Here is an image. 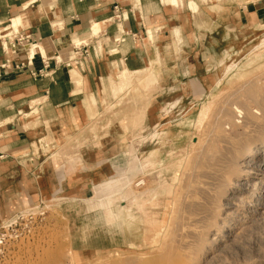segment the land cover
<instances>
[{"label":"rangeland","instance_id":"rangeland-1","mask_svg":"<svg viewBox=\"0 0 264 264\" xmlns=\"http://www.w3.org/2000/svg\"><path fill=\"white\" fill-rule=\"evenodd\" d=\"M169 5L198 12L194 0ZM125 70L102 83L98 106L90 97L79 109L81 126L36 143L35 163L12 176L0 195V264H264V173L242 170L223 194L213 170L218 140L264 103V25L220 28Z\"/></svg>","mask_w":264,"mask_h":264},{"label":"crops","instance_id":"crops-1","mask_svg":"<svg viewBox=\"0 0 264 264\" xmlns=\"http://www.w3.org/2000/svg\"><path fill=\"white\" fill-rule=\"evenodd\" d=\"M194 1L195 14L168 0H0V35L23 38L8 42V51L0 41V64H24L0 77V195L12 189L13 175L35 163L36 143L81 126L79 109L90 97L98 106L102 83L116 71H143L163 53L176 52L174 45H203L220 28L264 25V0ZM92 25L98 26L95 36ZM76 43L87 46L89 58L82 70L75 66L80 76L73 73L71 81L65 64Z\"/></svg>","mask_w":264,"mask_h":264},{"label":"bare ground","instance_id":"bare-ground-1","mask_svg":"<svg viewBox=\"0 0 264 264\" xmlns=\"http://www.w3.org/2000/svg\"><path fill=\"white\" fill-rule=\"evenodd\" d=\"M138 3V1H136ZM168 2L172 4H180L181 0H168ZM187 2V1H186ZM191 2V1H190ZM193 6V4H192ZM196 7V6H195ZM187 8H191L188 7ZM198 8V7H196ZM97 30V31H96ZM98 32V26L92 25L91 34H95ZM175 35H178V32H174ZM149 38L152 40L151 32H148ZM12 43V42H11ZM177 46V45H176ZM8 47V46H7ZM27 47V45H26ZM37 48V47H36ZM39 48V46H38ZM30 49V55H33L34 49L33 47H29ZM40 49V48H39ZM40 51V50H39ZM36 52V51H35ZM40 55V53H39ZM44 56V55H43ZM126 71V70H125ZM125 74V73H124ZM127 74V72H126ZM126 76V75H125ZM141 76V75H140ZM127 79V78H125ZM73 81L77 83L75 78H73ZM125 81V80H124ZM147 81V80H146ZM153 87V86H152ZM144 96V95H143ZM144 100V99H143ZM142 100V101H143ZM141 101V103H142ZM144 102V101H143ZM250 103V102H249ZM143 105V104H142ZM142 105L140 107H142ZM143 108V107H142ZM140 108V109H142ZM257 109L260 112V114H256L255 112H251V110L247 109L245 110V119H242L244 121L242 128V131L239 132L237 135L231 136V137H221L218 140V143L220 144V150L218 151V155L215 159V164L218 166V168H213L214 172L218 176V179L220 181V191L224 193H227L229 188H233L234 185H236V178L239 177L242 170H244V175L247 177L251 172L255 171H262L264 173V163L259 161V159L262 157V154L259 152H264V147L258 148V141L260 144H264V141L259 140L261 137H264V103L258 104ZM147 102L144 106V108L138 113L137 115V123H140L145 117L147 113ZM129 112V111H128ZM258 112V113H259ZM129 115L126 113V116ZM226 116V115H225ZM232 117V116H231ZM135 119V118H134ZM133 119V120H134ZM147 119V118H146ZM132 120V119H131ZM132 120V122H133ZM128 121V120H127ZM129 122V121H128ZM136 122V121H135ZM134 122V123H135ZM136 123V125H137ZM154 123V122H153ZM249 123L255 126L256 130V137L255 139H250L248 141V133L247 132V124L249 126ZM242 124V122H241ZM130 125V124H129ZM128 126V125H127ZM135 126V125H134ZM133 126V127H134ZM132 126H130L131 129ZM128 128V127H127ZM156 128V127H155ZM149 129V128H148ZM154 129V128H153ZM230 129V128H229ZM239 129V128H238ZM253 129V130H254ZM134 130H137L134 128ZM241 130V129H240ZM251 130V129H250ZM150 131V130H149ZM238 131V130H237ZM236 131V132H237ZM144 132V131H143ZM153 132V131H152ZM232 132V131H231ZM230 132V134H231ZM130 134V133H129ZM147 134V133H146ZM235 134V133H234ZM253 134V133H252ZM198 140V139H197ZM201 141V140H200ZM198 142V141H197ZM204 142V141H203ZM201 143V142H200ZM196 145V144H195ZM202 145V143H201ZM213 145V144H212ZM214 148V147H213ZM215 149V148H214ZM262 150V151H260ZM214 154L217 151H213ZM131 154V153H130ZM137 159H134V161ZM261 160V159H260ZM210 164V163H209ZM208 164V166H209ZM214 165V163H211ZM210 164V165H211ZM134 164L133 162L130 164L129 172L133 171ZM211 167V166H210ZM212 169H210L211 171ZM212 172V171H211ZM129 174V173H128ZM213 174V173H211ZM212 176V175H211ZM216 176V177H217ZM214 179V177H212ZM212 179V180H213ZM215 180V181H217ZM216 184V183H215ZM214 184V185H215ZM239 184V183H238ZM113 190L116 191L117 189V182L111 183ZM117 186V187H116ZM216 186H218L216 184ZM247 186V185H246ZM238 187V186H237ZM245 187V186H244ZM262 188V187H261ZM215 189V188H214ZM213 189V190H214ZM262 190V189H261ZM235 191V190H234ZM212 196V195H211ZM216 201V200H215ZM224 202V201H223ZM231 205V204H230ZM252 205V204H251ZM225 206V205H223ZM229 206V205H228ZM250 206V205H249ZM252 207V206H251ZM255 207V206H253ZM261 207V206H260ZM138 208V207H137ZM224 208V207H223ZM228 208V207H227ZM252 209V208H251ZM140 211V210H138ZM211 212V211H210ZM209 214V213H208ZM119 218V217H118ZM115 224L117 226L124 225L123 222L115 221Z\"/></svg>","mask_w":264,"mask_h":264},{"label":"built area","instance_id":"built-area-1","mask_svg":"<svg viewBox=\"0 0 264 264\" xmlns=\"http://www.w3.org/2000/svg\"><path fill=\"white\" fill-rule=\"evenodd\" d=\"M133 38L135 37L132 36ZM12 40L18 41H23V38L18 37V33H7L4 35H0V41L5 42L6 47H2L3 50L8 51L10 47L9 43ZM120 41V39H115V42ZM11 47H14L11 45ZM89 58V51L87 46H81L77 45L74 47L72 54L70 55L68 59V64L69 66L70 62H73V65L76 66L79 70H82L84 68V65L86 64L87 60ZM59 62V61H58ZM43 64L45 65V61L43 60ZM24 68V64H18V65H13L11 66L9 61H4L3 63L0 64V77L8 72L9 70H22ZM6 244V234L5 233H0V254L2 253L4 247Z\"/></svg>","mask_w":264,"mask_h":264}]
</instances>
